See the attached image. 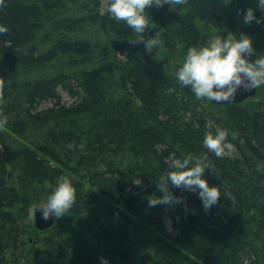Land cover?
<instances>
[{
	"label": "trees",
	"instance_id": "16d2710c",
	"mask_svg": "<svg viewBox=\"0 0 264 264\" xmlns=\"http://www.w3.org/2000/svg\"><path fill=\"white\" fill-rule=\"evenodd\" d=\"M109 2L0 0V264H264V88L217 106L175 79L186 49L215 34H246L264 54L257 0L149 7L145 38L161 41L150 51ZM248 9L260 23L244 22ZM217 129L233 146L224 158L202 146ZM187 154L210 162L217 203L205 210L197 191L169 184L172 201L150 207ZM61 176L76 202L38 231L28 209Z\"/></svg>",
	"mask_w": 264,
	"mask_h": 264
},
{
	"label": "clouds",
	"instance_id": "9594fccd",
	"mask_svg": "<svg viewBox=\"0 0 264 264\" xmlns=\"http://www.w3.org/2000/svg\"><path fill=\"white\" fill-rule=\"evenodd\" d=\"M168 4L170 8L182 9L186 0H110L105 10L116 22H123L131 32L143 42L147 51L157 48L161 41L159 33H153L145 38L150 19L147 15L149 7H161ZM257 8L264 12V0H257ZM256 21L253 9L246 10L244 22ZM4 31L0 28V32ZM254 59H250L254 57ZM175 79L182 87L190 89L197 100L213 103L232 100L236 93L243 89L264 88V54L256 55L252 39L246 34L236 35L229 31L226 35L215 34L207 38L203 44L190 46L186 49L180 66L176 70ZM7 118H0V127L4 126ZM228 133L224 129L215 132H205L202 146L217 158H224L232 151V144L226 139ZM207 158H197L187 154L175 158L168 164V170L158 177L157 187L161 196H150L148 205L170 203L173 199L169 184L197 191L205 210L215 205L220 196L217 187L210 186L203 178L206 168H210ZM136 184L140 180L135 181ZM77 199V191L72 181L61 176L48 193L46 199L28 209L31 217L40 210L41 219L47 221L50 217L65 216ZM101 264H109L106 258H101Z\"/></svg>",
	"mask_w": 264,
	"mask_h": 264
},
{
	"label": "water",
	"instance_id": "95a60500",
	"mask_svg": "<svg viewBox=\"0 0 264 264\" xmlns=\"http://www.w3.org/2000/svg\"><path fill=\"white\" fill-rule=\"evenodd\" d=\"M257 91L258 89H253L251 91H245L243 89L239 90L235 97L230 100V101H226V102H219V103H213L211 101H209L211 104L213 105H217V106H221V105H226V104H240L243 103L244 101L253 98L257 95ZM33 221H34V227L38 230V231H46L51 229L56 222V218L54 217H50L47 221L42 220L41 219V214H40V210H37L35 215L33 214Z\"/></svg>",
	"mask_w": 264,
	"mask_h": 264
},
{
	"label": "rangeland",
	"instance_id": "374dc122",
	"mask_svg": "<svg viewBox=\"0 0 264 264\" xmlns=\"http://www.w3.org/2000/svg\"><path fill=\"white\" fill-rule=\"evenodd\" d=\"M62 98H63V101L65 102V103H67V104H72L74 101L72 100V99H70L66 94H63V96H62ZM166 228H167V230L169 231V233H171V234H174V231H173V229H172V223H171V221L169 220V219H166Z\"/></svg>",
	"mask_w": 264,
	"mask_h": 264
},
{
	"label": "bare ground",
	"instance_id": "6f19581e",
	"mask_svg": "<svg viewBox=\"0 0 264 264\" xmlns=\"http://www.w3.org/2000/svg\"><path fill=\"white\" fill-rule=\"evenodd\" d=\"M241 104V103H240Z\"/></svg>",
	"mask_w": 264,
	"mask_h": 264
}]
</instances>
